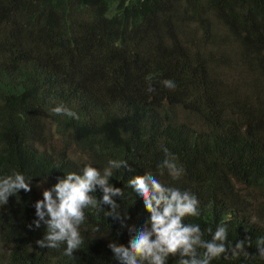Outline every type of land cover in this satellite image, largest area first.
I'll return each instance as SVG.
<instances>
[{"label": "trees", "instance_id": "1", "mask_svg": "<svg viewBox=\"0 0 264 264\" xmlns=\"http://www.w3.org/2000/svg\"><path fill=\"white\" fill-rule=\"evenodd\" d=\"M110 159L131 169L109 180L127 227L87 208L73 258L66 244L41 249L43 192ZM17 172L31 191L0 206V264H120L108 245L129 246L149 219L128 186L146 172L198 199L184 223L204 240L224 226L229 248L245 242L248 256L211 264H264V0H0V177Z\"/></svg>", "mask_w": 264, "mask_h": 264}, {"label": "clouds", "instance_id": "2", "mask_svg": "<svg viewBox=\"0 0 264 264\" xmlns=\"http://www.w3.org/2000/svg\"><path fill=\"white\" fill-rule=\"evenodd\" d=\"M163 84L169 89L175 88L174 82L170 80L163 81ZM154 90L149 86L148 91ZM52 111L79 119L75 112L63 105ZM163 151L168 158L162 162L161 167L167 169L173 179H179L183 169L177 165L166 148ZM121 168L131 171L127 160L110 159L102 171L86 165L82 174L70 173L51 189L45 190L43 199L35 203V215L38 219L33 224L37 229L41 227V222L46 226L43 239L37 240L36 244L41 249L58 248L61 244H66L64 255L73 258V253L84 242L80 226L85 221L87 208L104 211L107 217L120 220L122 228L127 227L124 221L128 217L119 213V204L114 199L124 196V191L109 182L114 170ZM31 181L32 178L26 179L19 172L0 177V206L7 204L8 197L18 194L20 190L30 192ZM128 186L143 200L150 217L141 228L135 230L129 246L109 243L108 247L120 264H167L169 256H179V264H211L212 260L222 255L226 257L229 251L233 257L249 255L244 241L229 248L224 226H218L212 239L206 241L202 238L199 225L184 223L186 216L199 215V201L191 193L163 185L150 172L135 176ZM97 188L103 193L101 199L92 195ZM102 205H108L110 210L105 211ZM257 248L259 256L264 258V239L257 242ZM199 249H203V252Z\"/></svg>", "mask_w": 264, "mask_h": 264}]
</instances>
